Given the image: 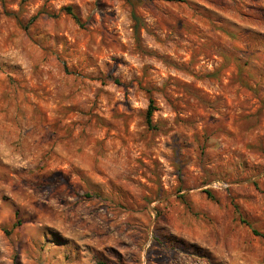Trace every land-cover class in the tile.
<instances>
[{
    "label": "rangeland",
    "instance_id": "374dc122",
    "mask_svg": "<svg viewBox=\"0 0 264 264\" xmlns=\"http://www.w3.org/2000/svg\"><path fill=\"white\" fill-rule=\"evenodd\" d=\"M0 264H264V0H0Z\"/></svg>",
    "mask_w": 264,
    "mask_h": 264
},
{
    "label": "trees",
    "instance_id": "16d2710c",
    "mask_svg": "<svg viewBox=\"0 0 264 264\" xmlns=\"http://www.w3.org/2000/svg\"><path fill=\"white\" fill-rule=\"evenodd\" d=\"M164 1H168V2H183V0H164ZM67 13L73 18V20L77 23L80 24V20L78 18V16L73 12V10L71 8H67ZM152 106H150V109L148 111V115H147V121L150 124L151 120H152Z\"/></svg>",
    "mask_w": 264,
    "mask_h": 264
}]
</instances>
